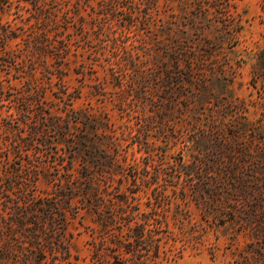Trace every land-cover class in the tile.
<instances>
[{
	"label": "rangeland",
	"instance_id": "374dc122",
	"mask_svg": "<svg viewBox=\"0 0 264 264\" xmlns=\"http://www.w3.org/2000/svg\"><path fill=\"white\" fill-rule=\"evenodd\" d=\"M48 7L56 13L34 26V33L45 30L55 51L66 43L69 49L63 58L28 47L23 35L5 49L0 46V55L9 52L16 60L11 64L13 76H19L11 80L16 96L40 90L51 116L81 112L115 138L123 187H140L142 210L165 222L168 258L159 264H241L247 234L210 223L184 198L185 182L178 174L190 158L186 134L192 115L221 119L228 129L248 124L264 130V0H49ZM4 18L13 26L24 23L12 14ZM177 56L183 58L179 69L174 68ZM190 65L200 78L193 87L183 75ZM192 90V98L185 95ZM214 102L224 109L218 111ZM13 104L6 101L0 109V150L10 140L3 118ZM224 110L233 115L230 123L223 120ZM51 146L50 153L36 157L34 152L42 161L40 194L52 193L64 173L59 163L64 143ZM81 159L76 157L78 168ZM136 172L142 176L137 182ZM156 176L165 189L160 204L146 189ZM70 221L72 260L77 256L91 264L93 215L81 209ZM43 264H51L50 258Z\"/></svg>",
	"mask_w": 264,
	"mask_h": 264
},
{
	"label": "trees",
	"instance_id": "16d2710c",
	"mask_svg": "<svg viewBox=\"0 0 264 264\" xmlns=\"http://www.w3.org/2000/svg\"><path fill=\"white\" fill-rule=\"evenodd\" d=\"M48 3L0 0V46L5 49L12 39L23 35L28 47L64 58L67 43L55 51L56 45L45 30L34 33V26L45 24L56 13L49 10ZM9 14L24 23L13 26L4 18ZM179 46L173 51L178 53ZM15 62L9 52L0 55V109L6 101L14 102L3 118L10 140L6 150H0V264H43L49 258L51 264H82L77 256L76 261L72 260L70 231V220L81 209L93 215L91 264H159L166 260L164 247L169 234L165 222L142 210L140 187H123L118 177L124 174L115 138L102 131L99 121L81 112L51 116L44 110L40 90L16 96L11 81L19 78L11 70ZM182 63V57H175L174 68L179 69ZM23 67L19 66L18 71ZM194 69L190 65L183 73L190 87L200 79ZM194 93L192 90L185 95ZM212 104L218 111L225 107ZM193 105L188 107L192 109ZM224 114L223 120L228 122L233 117L228 111ZM192 116L195 119L186 134L190 158L183 161L178 174L185 182L181 190L184 198L201 209L215 226L247 234L249 241L243 247L241 264H264V130L259 132L260 126L248 124L228 129L221 119L204 121ZM79 124L82 128L75 129ZM54 141H63L65 146L59 154L64 173L52 193L40 194L36 188L42 161L35 158L34 152L38 153L36 157L44 150L50 153ZM3 152L7 157L1 158ZM9 154H13L12 160ZM77 156L82 158L80 168L75 165ZM134 176L136 182L142 177L139 172ZM158 179L156 176L153 183L149 179L146 189L160 204L165 189L158 187Z\"/></svg>",
	"mask_w": 264,
	"mask_h": 264
}]
</instances>
